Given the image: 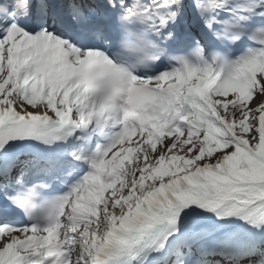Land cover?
I'll use <instances>...</instances> for the list:
<instances>
[{
    "label": "snow or ice",
    "instance_id": "snow-or-ice-1",
    "mask_svg": "<svg viewBox=\"0 0 264 264\" xmlns=\"http://www.w3.org/2000/svg\"><path fill=\"white\" fill-rule=\"evenodd\" d=\"M0 264H264V0H0Z\"/></svg>",
    "mask_w": 264,
    "mask_h": 264
}]
</instances>
